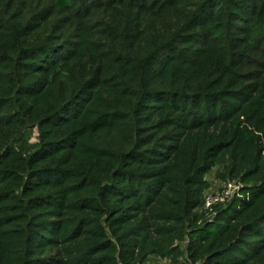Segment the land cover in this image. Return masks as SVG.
I'll return each mask as SVG.
<instances>
[{
	"label": "trees",
	"instance_id": "16d2710c",
	"mask_svg": "<svg viewBox=\"0 0 264 264\" xmlns=\"http://www.w3.org/2000/svg\"><path fill=\"white\" fill-rule=\"evenodd\" d=\"M149 257L264 264V0H0V264Z\"/></svg>",
	"mask_w": 264,
	"mask_h": 264
},
{
	"label": "rangeland",
	"instance_id": "374dc122",
	"mask_svg": "<svg viewBox=\"0 0 264 264\" xmlns=\"http://www.w3.org/2000/svg\"><path fill=\"white\" fill-rule=\"evenodd\" d=\"M205 178L208 181L209 187L207 189V197H213V196H219L222 191L225 189V184L230 179L226 177L225 172L223 170L219 169L217 167L213 168L206 176ZM227 182V183H226ZM225 186V187H224ZM221 197V196H220ZM219 197V198H220ZM231 196L224 201H229ZM186 240L179 242L178 244L182 249L185 247ZM143 264H171L170 258L168 257H149L148 260Z\"/></svg>",
	"mask_w": 264,
	"mask_h": 264
},
{
	"label": "built area",
	"instance_id": "2783aa9c",
	"mask_svg": "<svg viewBox=\"0 0 264 264\" xmlns=\"http://www.w3.org/2000/svg\"><path fill=\"white\" fill-rule=\"evenodd\" d=\"M225 186H224L225 189L222 191V193L219 196H213V197H207L206 198V200H205V206L206 207H210V205H212L213 203L224 201L225 199L232 196L234 194V192L238 189V184L235 182L234 183L228 182L227 184H225Z\"/></svg>",
	"mask_w": 264,
	"mask_h": 264
}]
</instances>
